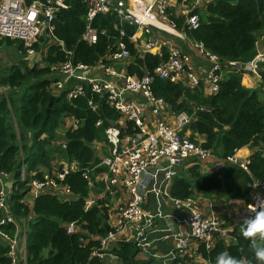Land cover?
Returning a JSON list of instances; mask_svg holds the SVG:
<instances>
[{"label":"trees","instance_id":"16d2710c","mask_svg":"<svg viewBox=\"0 0 264 264\" xmlns=\"http://www.w3.org/2000/svg\"><path fill=\"white\" fill-rule=\"evenodd\" d=\"M24 1L28 4L33 0ZM65 2L66 8L57 11L53 21V34L63 46L52 42L45 44L44 49L35 42L34 48L41 53L40 61L29 65V59L24 58L0 70V87L5 88V96L0 92V171L12 177L9 205L16 220L24 225L25 264H104L92 251L98 249L99 238L112 229L103 200L95 201L87 209L84 203L89 181H94L100 172H106L104 165H98L105 146L96 151L93 145L105 142V128L120 114L104 96L94 93L89 83L84 84L82 94L68 98L70 85L55 88L53 84L59 76L50 67L67 61L66 51L71 52L74 63L88 67L108 65L111 64L109 53L122 43L129 51L127 73L141 76L151 72L167 56L165 47L161 54L140 53L129 40L136 27L125 22L120 24L111 13L97 14L92 19L97 39L87 43L82 38L86 27L85 1ZM189 14L199 17L195 28L187 27L185 15H176L173 9L169 11L170 19L178 30L184 31L188 40L201 42L207 51L221 59L224 73L218 91L206 94L158 77L153 79L151 91L162 99L170 112L186 113L190 117L182 134L192 140L195 134L203 136L202 145L211 148L220 158L234 155L243 146L252 152L247 170L226 163L219 171L201 173L198 166L193 165L174 176L169 193L180 199L221 193L225 201H248L251 180H264L261 153L264 149V60L258 67L261 85L257 88L243 86L240 79L245 70L228 62L247 64L257 55V38L264 31V0H212L202 8L195 6ZM40 41L44 43L45 39ZM2 44H15V49L25 51L20 40L4 38L0 40ZM90 101L96 103L95 109L91 108ZM68 117L76 119L77 125H70L60 135L58 130L64 128ZM97 122L100 123L96 125ZM125 131L131 133V124H126ZM57 156L66 163H75L76 169L65 177L72 198L60 200L56 194L45 191L30 203L26 202L30 180L39 178L44 171H53L52 161ZM101 189L102 185L97 184L94 191ZM240 222L229 232L228 242L219 240L209 250L199 245L200 256L211 264L223 250L237 257L252 258L250 242L242 237ZM69 223L79 228L67 233L65 226ZM0 231L13 235L15 226L1 225ZM140 251L135 241L120 239L108 252L121 260L119 264H152V257L138 258ZM7 252L8 244L0 240V264H11ZM177 262L194 264L190 258L179 256L171 264Z\"/></svg>","mask_w":264,"mask_h":264},{"label":"built area","instance_id":"2783aa9c","mask_svg":"<svg viewBox=\"0 0 264 264\" xmlns=\"http://www.w3.org/2000/svg\"><path fill=\"white\" fill-rule=\"evenodd\" d=\"M86 3V27L82 38L87 43H94L97 39V31L91 25L92 19L97 14L111 13L123 22L136 27L129 37L139 52L144 54H161L162 48L167 49V56L151 72L136 76L124 72L119 76L115 64L129 58V51L122 43L118 48L109 53L108 59L111 64L87 65L71 60V52L66 51L67 61L52 65L50 68L59 78L53 86L61 89L67 85L69 79L76 82L70 86L68 98L83 93L85 83L90 84V89L104 96L105 101L119 112L120 117L105 130V142H96L93 149L101 151L105 146V154H101L98 165H104L106 172H100L94 181H89V193L85 199L84 208L92 206L95 201L105 198V195H118L116 202L107 207L108 222L112 228L104 237L99 238V247L92 251L93 255L101 260L113 244L120 239L135 241L142 250L148 244L147 236L156 231L155 219H164L167 223L164 231L169 232L174 244V254L179 257L202 258L198 253L199 245L206 250L214 246L215 242L230 240L229 232L246 215H250L246 206L255 202L256 196H264V180L252 179L250 182V198L243 202L240 208V217L232 227L223 226L214 209V202L199 197H186L183 199L170 196L169 188L172 179L176 175V166L183 161L191 160L195 164L211 163L212 172L219 171L226 163L237 164L247 170L248 157L235 155L226 158L217 156L211 148L202 145L196 136L190 139L181 131L189 122L190 117L186 113L178 114L171 122L167 121L162 112L167 108L162 99L153 95L150 85L155 77L167 80L171 83L182 84L189 90H197L201 84L206 94H214L218 91L221 80L222 61L207 51L201 42L190 41V46L196 55L207 63V70L203 79L191 68L192 53L183 48V44L176 42L173 37L187 40L184 31L178 30L175 23L169 17L168 8L174 2L186 0H84ZM212 0H194V4L205 5ZM65 0H33L25 3L24 0H0V40L4 38L20 40L28 57L37 58L40 61L41 53L36 51L34 43L38 42L44 47L52 42L63 46L62 42L53 34L54 18L56 12L66 8ZM188 28H195L199 24L197 14H185ZM165 26L167 28H165ZM123 33L122 30H120ZM44 38L45 42L40 39ZM172 39V41H169ZM46 44V45H45ZM43 49V50H44ZM155 51V52H154ZM37 55V56H35ZM264 60V52L257 55L247 64L256 68ZM230 66L237 67L238 63L228 62ZM88 71L87 74L76 75L75 72ZM252 71V70H251ZM78 80H82L79 83ZM5 96V88L0 87ZM140 95L144 98V105L150 109L153 127L148 125L146 117L139 105L132 97ZM92 109L96 103L89 102ZM72 120L71 126L76 127L77 120ZM100 122H97L98 125ZM131 124L132 131H125L126 124ZM64 144V143H63ZM264 156V149H262ZM74 162L61 163L54 167L51 172L44 171L39 178H33L28 183L26 197L33 200L41 192L50 191L56 194L60 200H69L72 193L65 184L66 175L75 170ZM24 176L22 170V177ZM11 175L0 171V226L13 224L15 233L9 235L0 231V238L6 239L8 244L7 256L11 264H25L26 244L23 222L16 220L10 211L9 193L12 181ZM103 183L102 193L93 195V188L97 183ZM102 185V184H101ZM257 185V186H256ZM122 191L124 193H122ZM149 195L154 199V210L146 207ZM26 197L24 198L25 201ZM203 200L206 204L203 206ZM163 204L174 209H183L185 214L177 216L173 213H165ZM180 224L174 230L173 225ZM67 233L75 232L79 227L74 223L66 224ZM129 228L131 233L124 235ZM109 253V252H108ZM207 264H211L204 260Z\"/></svg>","mask_w":264,"mask_h":264},{"label":"crops","instance_id":"0c3cea01","mask_svg":"<svg viewBox=\"0 0 264 264\" xmlns=\"http://www.w3.org/2000/svg\"><path fill=\"white\" fill-rule=\"evenodd\" d=\"M188 3L190 4L188 8L187 13H189L195 6L202 8L204 5L201 3L198 4H194V0H186L183 2H174V4L172 6H187ZM170 6L168 8V11H170L171 9L175 10V12L177 13V8H174ZM165 28H167L165 26ZM180 43L183 44V48L186 51H190L192 53V59L190 62L191 68L197 72L198 75L201 76V78L203 79V76L206 73L207 70V63L205 62L204 59H201L200 57H198L195 53V51L192 49V47L190 46V40H180ZM264 51V50H263ZM155 52V51H154ZM260 52V51H258ZM129 64V60H122L117 62L114 66L115 69L120 73L119 76H121L124 72H126V67ZM252 74V73H251ZM76 81L74 79H69L68 81V85L72 86ZM245 82L246 87H250V78L248 76H244L243 78V83ZM261 85V81H260V77L258 75V87H260ZM200 90L204 91V86L201 84ZM264 90V89H263ZM205 93V91H204ZM133 99H135V103L137 105H139V107H141L144 116L146 117V122H151L148 126L151 128L153 127V122H152V116H151V112L150 109L144 105V98L140 95H136L134 97H132ZM162 115L164 116V118L167 121H172L177 115L173 114L172 112H170L169 108H166L163 112ZM72 123L71 118H66L65 119V124H64V131L66 128H68ZM61 129L58 130L60 135H63L64 132ZM196 138L199 141H203L204 137L199 135V134H195ZM104 152H106V148L102 149V154H104ZM252 150L249 149L247 146H243L240 149H238L235 152V155L238 157H249V155L251 154ZM53 165V164H52ZM193 165H197L198 166V171L201 173H206V172H212V166H214L215 164H211V163H204V164H195L192 163L191 160H186L183 161L180 165L176 166V174L178 175L180 172H184L186 171L189 167H192ZM54 168V166H53ZM52 168V169H53ZM10 180L12 181V177L10 178ZM97 184H102V189L100 192L95 193V191H93V195H97L96 197H98L103 190V183H97ZM96 184V185H97ZM96 185L94 188H96ZM122 193H124L122 191ZM90 195V193H89ZM117 196L118 195H105V198L102 199L104 203H106L107 206L112 207V205L116 202L117 200ZM199 197V195H198ZM204 200L207 201H211L212 198H214L213 196H201ZM223 198V197H222ZM211 199V200H210ZM224 199V198H223ZM27 202H31L32 200H30L28 197H26ZM203 200V202H201V204L204 206L206 204V202ZM225 203H227V206H220L219 203L217 204L216 201L214 202V209L216 210L217 216L219 217V219L222 222L223 226H228V227H232L233 225H235L240 217V208L243 204V202H245L244 200L241 199H231V200H227L225 201ZM146 207L150 210H154V199L152 195H149V200L148 203L146 205ZM228 207H232L233 210L235 211L236 216L233 217V214L231 215V210L228 209ZM163 211L165 213H173L177 216H183L185 214V211L183 209H174L171 206L167 205V204H163ZM108 222V219H107ZM109 224V222H108ZM167 223L164 219H155V228L156 231H153L151 233L148 234L147 236V240H148V244L145 247L144 250L140 251V253L138 254V258L140 259H146L148 257H152V264H171V262L178 257V255L174 254V244L172 241V237L170 236L169 232L164 231V229L166 228ZM174 230L178 229L180 227L181 229V225L180 224H174L173 225ZM131 233V230L129 228H127L124 231V235H129ZM120 259L108 252H105L104 257L102 258V262L104 264H119L120 263ZM192 262L194 264H207L206 262H204L203 258H197L194 257L192 259ZM176 264H181V262H177Z\"/></svg>","mask_w":264,"mask_h":264},{"label":"clouds","instance_id":"9594fccd","mask_svg":"<svg viewBox=\"0 0 264 264\" xmlns=\"http://www.w3.org/2000/svg\"><path fill=\"white\" fill-rule=\"evenodd\" d=\"M246 208L250 215L242 218L240 227L242 237L250 242L252 258L223 250L216 255L214 264H264V196H256L255 202Z\"/></svg>","mask_w":264,"mask_h":264},{"label":"rangeland","instance_id":"374dc122","mask_svg":"<svg viewBox=\"0 0 264 264\" xmlns=\"http://www.w3.org/2000/svg\"><path fill=\"white\" fill-rule=\"evenodd\" d=\"M189 6H190V4L188 3L187 6H178L177 5V6H172V7L177 8V13L175 12L176 15H178V14L185 15V14H187V11H188L187 7H189ZM173 39L176 42L180 43V41H179V39L177 37H173ZM12 40H14V39H12ZM169 41H172V39H170ZM15 48H16L15 44L14 45H10V46L5 45V44L0 45V70H3L4 68L9 67L12 64H16V63H18L19 61H21L24 58L25 59L26 58L29 59L27 61V63L29 65H31L32 63L35 62V60H37V58L28 57V55L26 53V50L23 53V52L18 51ZM256 48H257V52L258 51L264 52L263 51L264 50V31H262L258 35L257 42H256ZM35 56H37V55H35ZM243 69L245 70V72L241 75V79H240L241 84L243 86L245 85V82L243 83V78H244V76H248L250 78V84H251L250 87H248V88H257L258 87V65H257L256 68L250 67V70H247L246 67H244ZM223 73H224V71L222 70L221 75H223ZM78 82L82 83L83 81L82 80H78ZM66 83H68V82H66ZM17 107H18V101L14 103L15 110L17 109ZM62 130L64 131V128H62ZM58 158L59 157L57 156L52 161V164H53L54 167L59 166V164L64 161V160H61V159H58ZM93 191H94V188H93ZM199 196H201V195H199ZM211 196H213V195H211ZM193 197H198V195L197 196H193ZM209 198H210V196H209ZM212 201L213 202L216 201V203L217 204L219 203L220 206H222V205L227 206V203L224 202V199L222 198V194L221 193L220 194L219 193L214 194V198H212ZM228 209H230L232 211L231 215L233 214V217H235L236 214H235V211L233 210V208L232 207H228ZM0 240L5 242V243H7L6 239H0Z\"/></svg>","mask_w":264,"mask_h":264},{"label":"water","instance_id":"95a60500","mask_svg":"<svg viewBox=\"0 0 264 264\" xmlns=\"http://www.w3.org/2000/svg\"><path fill=\"white\" fill-rule=\"evenodd\" d=\"M101 66V64L99 65V67ZM238 66H239V68H241V69H243L244 67H245V64L244 63H238ZM88 73V71L86 70V71H84V72H75V74L76 75H80V74H87Z\"/></svg>","mask_w":264,"mask_h":264}]
</instances>
